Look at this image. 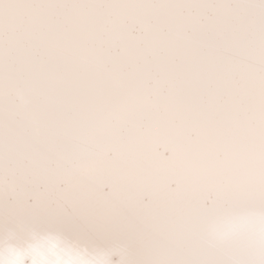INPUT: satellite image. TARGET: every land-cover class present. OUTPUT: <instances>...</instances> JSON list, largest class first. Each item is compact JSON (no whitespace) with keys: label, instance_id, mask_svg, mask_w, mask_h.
Returning <instances> with one entry per match:
<instances>
[{"label":"snow or ice","instance_id":"snow-or-ice-1","mask_svg":"<svg viewBox=\"0 0 264 264\" xmlns=\"http://www.w3.org/2000/svg\"><path fill=\"white\" fill-rule=\"evenodd\" d=\"M0 264H264V0H0Z\"/></svg>","mask_w":264,"mask_h":264}]
</instances>
